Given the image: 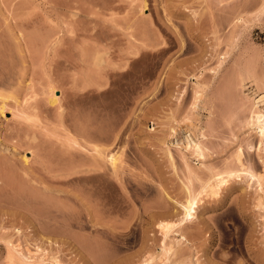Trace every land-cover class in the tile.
I'll use <instances>...</instances> for the list:
<instances>
[{
  "label": "rangeland",
  "instance_id": "374dc122",
  "mask_svg": "<svg viewBox=\"0 0 264 264\" xmlns=\"http://www.w3.org/2000/svg\"><path fill=\"white\" fill-rule=\"evenodd\" d=\"M0 79V264H264V0H0Z\"/></svg>",
  "mask_w": 264,
  "mask_h": 264
},
{
  "label": "bare ground",
  "instance_id": "6f19581e",
  "mask_svg": "<svg viewBox=\"0 0 264 264\" xmlns=\"http://www.w3.org/2000/svg\"><path fill=\"white\" fill-rule=\"evenodd\" d=\"M2 74V73H1ZM1 80V79H0ZM2 81V80H1ZM1 83V82H0ZM4 105V104H3ZM4 107L5 106H0V114H2V116H5L4 115ZM257 114V113H256ZM255 115V114H254ZM256 117L254 118L255 119V125L258 127V129H260L259 131L261 132V134L263 135L264 134V116H262L261 114L259 115H255ZM253 124V122H252ZM190 143V142H189ZM194 145V144H193ZM195 151L197 153L198 156H202V152H201V149L200 147L195 143ZM23 162L25 163L27 161V157L26 156H23ZM2 163V161H1ZM5 163V162H4ZM7 164V163H5ZM23 164H21L22 166ZM18 167V166H17ZM22 168V167H20ZM24 169V168H23ZM191 170V169H190ZM26 171V170H25ZM191 172V171H190ZM28 173V172H27ZM192 175V174H191ZM210 177V176H209ZM251 178H253V176L251 175ZM206 187V186H205ZM180 208L182 210V213H183V217L185 220H190L192 217H193V213L195 212V202L191 199H187L185 203L183 204H180ZM162 228L164 229H168L169 226L167 224H161ZM165 231V230H164ZM9 249V248H8ZM19 251V250H18ZM11 253V252H10ZM9 254V253H8ZM12 257V256H11Z\"/></svg>",
  "mask_w": 264,
  "mask_h": 264
}]
</instances>
